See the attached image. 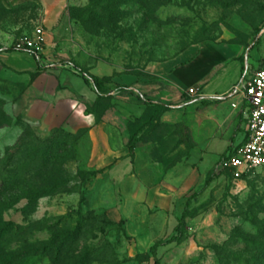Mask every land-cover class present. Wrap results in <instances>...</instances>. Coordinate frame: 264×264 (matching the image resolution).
<instances>
[{"label": "rangeland", "instance_id": "rangeland-1", "mask_svg": "<svg viewBox=\"0 0 264 264\" xmlns=\"http://www.w3.org/2000/svg\"><path fill=\"white\" fill-rule=\"evenodd\" d=\"M3 1L10 47L41 28L48 55L39 89L0 64V160L8 156L17 175L0 177V210L23 239L3 254L25 264H154L151 248L173 237L188 211L181 242L159 250L161 264H264V169L233 183L220 162L226 141L211 145L206 161L191 157L208 142L198 102L165 110L138 98L158 84L157 66L185 51L215 55L198 47L204 42L256 46L249 62L259 48L264 55V0H48L47 10ZM243 63L245 75L247 55ZM84 75L103 79L106 92L84 85ZM69 96L80 117L93 115L89 126L45 128L48 114L66 116Z\"/></svg>", "mask_w": 264, "mask_h": 264}, {"label": "crops", "instance_id": "crops-1", "mask_svg": "<svg viewBox=\"0 0 264 264\" xmlns=\"http://www.w3.org/2000/svg\"><path fill=\"white\" fill-rule=\"evenodd\" d=\"M3 3L7 8L35 3L47 10L48 0H4ZM4 35L0 31V64L14 73L21 74L25 80L31 83V87L39 89L40 83L47 79V75L42 72L40 65L48 55H43L42 61L39 62L33 55L28 53L16 51L8 53L6 50L13 48L10 47L13 44V40L8 39ZM207 45L212 46L216 51L215 55L194 56L192 53L185 55V51L178 56L179 59L177 58L178 61L175 63L168 66H157L152 71V74L160 77L158 84L143 87L141 89L142 93L138 96L142 100H145L146 96L157 100V105L165 110L183 108L186 104L184 103L185 98L194 99L198 102V108H200L198 109V123L203 130V134H205L204 139L208 140V142L205 145V150L196 146L190 154L192 159L203 156L205 161L209 157H213L210 152L211 145H219L226 141L228 145L226 153H224L225 156L230 150L244 141L247 117L242 98L235 96L221 100V97L227 95L245 76H251L264 61V55L261 54V49L259 48V52L255 55L253 62H249V57L255 51L256 46L247 48L239 44L207 41L198 47L201 48ZM259 46H263L262 42H260ZM245 55H247V70L244 75L243 60ZM195 62H198L196 66L198 69H195L197 75L194 78L193 69L190 68H194L192 64ZM189 77L192 79V83L188 86L187 80ZM83 83L87 85L85 80ZM190 89H196L197 95H189ZM55 96L56 92L51 93L52 106ZM65 102L67 107L66 116L50 119L51 115L48 114L49 118L44 121V127L47 129L63 127L72 132L74 128L80 129L89 126L88 120L93 115L83 111V118L80 117L78 115L80 111L76 106L78 102L71 96L65 98ZM141 132L138 136V141L142 136ZM182 148H184L183 145L181 146ZM137 150L138 143L133 155ZM129 155H131L130 152ZM217 157L215 156V160ZM205 161L203 162L205 163Z\"/></svg>", "mask_w": 264, "mask_h": 264}, {"label": "built area", "instance_id": "built-area-1", "mask_svg": "<svg viewBox=\"0 0 264 264\" xmlns=\"http://www.w3.org/2000/svg\"><path fill=\"white\" fill-rule=\"evenodd\" d=\"M46 48L44 30L37 28L33 36H25L13 45L16 52L33 55L42 61ZM189 95H197L190 89ZM241 97L247 117L244 141L230 150L223 158L221 166L230 173L233 183H238L264 169V61L251 75L241 79L221 100Z\"/></svg>", "mask_w": 264, "mask_h": 264}, {"label": "trees", "instance_id": "trees-1", "mask_svg": "<svg viewBox=\"0 0 264 264\" xmlns=\"http://www.w3.org/2000/svg\"><path fill=\"white\" fill-rule=\"evenodd\" d=\"M262 30L259 32V35L261 34ZM260 44V41L258 42V45ZM257 45V46H258ZM14 49L10 48L7 49L6 52L10 53L13 52ZM83 79L85 80V83L88 86H93L95 89V92L102 96L106 92V84L103 79H100L98 77L93 76H87L84 75ZM153 121V118L149 120L151 123ZM142 131V128L138 131L134 132L129 140L128 149L131 155H133L134 150L136 148V145L138 143V136L140 132ZM224 158V157H223ZM221 159V163H222ZM11 159L7 156L5 159L0 160V177H7V178H13L16 177V173L8 172V166L7 163H9ZM219 162V163H220ZM98 173H102V171H98ZM4 189H7L4 188ZM10 189V188H9ZM2 190V189H0ZM47 193H40L37 194L35 198H40L44 196ZM189 217V212L185 211L182 218L179 219V224L176 228V234L167 240H161L157 242L152 248H151V254L154 259V264H161V259L158 256L159 250L164 247H168L173 244H179L186 232V220ZM22 231L19 230V227L16 226L11 221H5L3 218V213L0 210V264H25V257L23 255H4L3 250L7 246V244L16 243L17 248H21L22 244Z\"/></svg>", "mask_w": 264, "mask_h": 264}]
</instances>
